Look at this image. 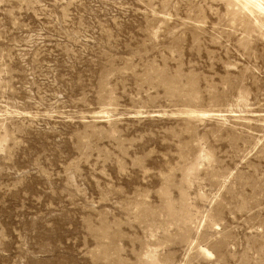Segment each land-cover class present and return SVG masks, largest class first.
<instances>
[{
  "label": "rangeland",
  "instance_id": "obj_1",
  "mask_svg": "<svg viewBox=\"0 0 264 264\" xmlns=\"http://www.w3.org/2000/svg\"><path fill=\"white\" fill-rule=\"evenodd\" d=\"M244 6L0 0V264H264Z\"/></svg>",
  "mask_w": 264,
  "mask_h": 264
},
{
  "label": "bare ground",
  "instance_id": "obj_2",
  "mask_svg": "<svg viewBox=\"0 0 264 264\" xmlns=\"http://www.w3.org/2000/svg\"><path fill=\"white\" fill-rule=\"evenodd\" d=\"M241 2H243L246 7L253 9L255 12L264 14V0H241Z\"/></svg>",
  "mask_w": 264,
  "mask_h": 264
}]
</instances>
